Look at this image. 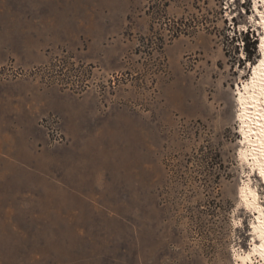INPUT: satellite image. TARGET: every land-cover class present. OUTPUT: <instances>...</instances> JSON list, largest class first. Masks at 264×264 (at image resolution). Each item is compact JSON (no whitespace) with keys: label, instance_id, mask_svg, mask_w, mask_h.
Wrapping results in <instances>:
<instances>
[{"label":"rangeland","instance_id":"obj_1","mask_svg":"<svg viewBox=\"0 0 264 264\" xmlns=\"http://www.w3.org/2000/svg\"><path fill=\"white\" fill-rule=\"evenodd\" d=\"M263 16L0 0V264H236L257 215L241 188L264 206L237 118Z\"/></svg>","mask_w":264,"mask_h":264},{"label":"bare ground","instance_id":"obj_2","mask_svg":"<svg viewBox=\"0 0 264 264\" xmlns=\"http://www.w3.org/2000/svg\"><path fill=\"white\" fill-rule=\"evenodd\" d=\"M263 28H264V16ZM261 61L254 65L251 77L238 89L240 133L246 145L240 156L246 159L252 169L258 167L260 177L264 181V40L260 43ZM256 190V189H255ZM246 184L241 188L240 198L248 207L257 212L251 224L252 243L248 250L235 251L236 264H250L254 256L264 264V206L257 199V192ZM252 209V210H253ZM257 239V240H256Z\"/></svg>","mask_w":264,"mask_h":264},{"label":"trees","instance_id":"obj_3","mask_svg":"<svg viewBox=\"0 0 264 264\" xmlns=\"http://www.w3.org/2000/svg\"><path fill=\"white\" fill-rule=\"evenodd\" d=\"M246 37V36H245ZM248 41H250L249 39H246V41L244 42V45H245V48H246V53H247V56H248V58L251 56V54H252V52H250L249 50H248V48H249V46L252 48V50L254 49V46H255V44H256V40H253L252 42H251V44H249L248 43Z\"/></svg>","mask_w":264,"mask_h":264}]
</instances>
